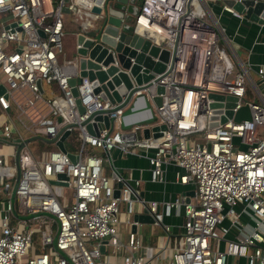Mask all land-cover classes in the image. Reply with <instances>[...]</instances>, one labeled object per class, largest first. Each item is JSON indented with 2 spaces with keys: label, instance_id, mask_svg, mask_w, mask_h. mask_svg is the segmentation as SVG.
Returning a JSON list of instances; mask_svg holds the SVG:
<instances>
[{
  "label": "built area",
  "instance_id": "2783aa9c",
  "mask_svg": "<svg viewBox=\"0 0 264 264\" xmlns=\"http://www.w3.org/2000/svg\"><path fill=\"white\" fill-rule=\"evenodd\" d=\"M259 1L264 7V0ZM104 2L0 0V142L5 146L0 192L6 194L0 202V264H102L103 239L114 250L123 248L120 264H145L137 252L140 236L130 229L121 242L117 229L119 201L125 203L128 221L130 194L139 180L130 185L114 169L105 174L103 156L92 151L96 147L107 159L113 148L139 150L151 181H164V166L171 163L174 180L191 184V195L181 192L146 203L153 223L172 210L182 213L181 233L167 264H264V93L256 86L264 88V69L256 70L260 78L255 82L237 60L240 67L231 72L223 28L207 16L204 0H139L132 26L156 35L168 59L145 82L130 77L131 85L118 101L102 99L91 80L78 75L74 58L58 62L56 53L64 13L77 22L76 33L82 32L96 16L90 7ZM221 8L242 16L229 5ZM78 45L74 41V48ZM261 49L264 54V41ZM71 76L76 77L75 95ZM246 82L253 95L249 100L243 98ZM209 92L235 96L232 110L246 103L249 119L227 118L208 127ZM142 94L152 104L155 120L150 125L163 124L156 136L149 130L143 137L140 124L118 126L126 106L131 104V113L146 110ZM154 95L158 105L151 101ZM96 114L107 117L106 127ZM64 131L61 151L55 141ZM31 138L52 147L33 153L26 146ZM116 183L120 187L113 195ZM56 185L70 188L69 197L60 194L59 199ZM31 220L36 222L26 224Z\"/></svg>",
  "mask_w": 264,
  "mask_h": 264
},
{
  "label": "water",
  "instance_id": "95a60500",
  "mask_svg": "<svg viewBox=\"0 0 264 264\" xmlns=\"http://www.w3.org/2000/svg\"><path fill=\"white\" fill-rule=\"evenodd\" d=\"M132 1L115 0L113 3L108 1L101 7L92 5L90 10L96 13L95 18L82 32L76 33L77 30L74 32V41L79 45L75 48V54L72 57L78 68V75L86 76L87 79L91 80L93 92H97L102 99L107 98L111 102L118 101L120 95L124 94L130 87V77L135 83L145 82L155 73L160 72L168 59V50L159 46V38L156 35L148 31L138 32L132 26L136 8ZM223 2L242 13V16L258 23H264V7H262L261 1L223 0ZM61 11L67 12L66 7H61ZM130 57L132 58L131 61ZM75 80V76L68 79L73 95L76 94ZM36 85L40 90L38 80H36ZM1 89L0 86V91ZM161 90V85L157 84L155 91L160 92ZM142 96L147 115L133 121H126L123 116L132 112L130 104L122 109L118 126L121 129H126L131 124H140L142 125L141 134L143 137L149 134V130L152 136H156L159 134L158 129L163 128V124L150 125L155 120L152 104L143 94ZM207 96L211 98L209 102L211 114L208 116L206 124L208 127L222 123L227 118L235 121L249 119L250 112L246 103L239 105L234 110L230 108L235 96L215 92H209ZM222 99H224L223 103L220 101ZM151 101L154 105H158L159 97L154 95L151 97ZM75 104L79 111H82L83 108L78 103L77 98ZM221 105L224 106L223 110L219 108ZM220 111L221 113L217 114ZM94 118H101L103 126H107L108 121L105 115L101 117L96 114ZM66 133V131L62 132L55 141V145L61 151H65L62 139ZM69 155L71 157V154ZM56 176L62 177V174L57 173ZM51 182L54 183L53 180ZM119 187L120 183H116L112 189L113 195H117ZM185 193L191 195L192 189L185 191ZM134 222H153L152 214L147 205L144 204L140 211L131 213V230L134 228ZM99 250L101 252V248Z\"/></svg>",
  "mask_w": 264,
  "mask_h": 264
},
{
  "label": "crops",
  "instance_id": "0c3cea01",
  "mask_svg": "<svg viewBox=\"0 0 264 264\" xmlns=\"http://www.w3.org/2000/svg\"><path fill=\"white\" fill-rule=\"evenodd\" d=\"M207 16L217 22L223 28V35L226 38V44L230 52L231 45L238 48L244 54V60L254 72L258 68L264 69V54L261 49V42L264 41V23H258L244 16L235 17L222 10V2L220 6H214L215 0H204ZM207 18V19H209ZM68 20V17H66ZM66 22V21H65ZM238 63L244 68L243 61L235 55ZM246 70V68H244ZM247 72V70H246ZM248 74V72H247ZM249 76V74H248ZM250 77V76H249ZM252 81V79L250 78ZM255 82V81H253ZM23 130H20L22 135ZM139 136V135H137ZM99 154V153H98ZM101 155V154H100ZM102 170L108 174L111 169L118 171L125 182L132 184V179H138L139 183L134 186V195H131L130 207L128 213V221H125V203L119 201L120 222L117 224L119 239L121 242L125 240L126 232L131 229V213L140 211V208L149 201L170 200L175 195L191 189L190 183H179L174 180V170L176 166L167 163L164 166V181H151L148 178V163L142 152L135 151L133 153L120 152L113 148L106 155L102 154ZM1 206V205H0ZM182 213L180 209L170 211L169 214L163 215L157 223L153 222H134L136 234L140 236L142 246L137 252H142L146 258L145 264H167L170 253L181 233ZM167 225V229L163 228ZM101 248L100 259L102 264H120V254L123 248L114 250L105 239L99 245Z\"/></svg>",
  "mask_w": 264,
  "mask_h": 264
},
{
  "label": "rangeland",
  "instance_id": "374dc122",
  "mask_svg": "<svg viewBox=\"0 0 264 264\" xmlns=\"http://www.w3.org/2000/svg\"><path fill=\"white\" fill-rule=\"evenodd\" d=\"M115 2V0H105L104 2V5L107 3V2ZM223 2V0H215L213 2L214 6H220V4ZM133 5L134 6H138L139 4V0H133L132 1ZM117 4V3H116ZM118 5V4H117ZM114 6V4H113ZM66 17H68V20H66ZM66 21V22H65ZM78 29V24L76 21H73L71 19V15L69 13H64L63 15V29H62V34L60 35V46H61V50L59 52L56 53V60L58 62H60L62 60V58H70L72 57L74 54H75V48H74V40H75V35H74V32ZM217 43L220 44L221 43V40L218 39L217 40ZM231 50L235 53V55L243 61V66L244 68H246L250 78L252 79V81H256V80H259L260 78V75L256 72H254L250 67H248L247 63L245 62L244 60V54L238 49L236 48L235 46H232L231 45ZM226 51L231 59V72L239 69V64L236 62V58H235V55H233L232 52H230V50H228L226 48ZM230 75L227 76V78H229ZM257 88L259 89L260 93L263 94L264 93V88L262 86V83H258L257 85ZM251 96L252 95V90L250 88V85L248 84V82H246L244 84V94H243V98L246 99V100H249L251 99ZM14 121H15V124L16 126L18 127L19 130H22L19 122L14 118ZM261 135L264 134V129L260 132ZM139 133L137 132V135ZM22 135L24 137H27L28 136V133L26 132H22ZM65 145L67 146L66 144V141H65ZM26 146L33 152V153H42L45 149H48V148H51L52 145L49 144V143H45V142H42L41 140L39 139H35V138H31L30 140L27 141L26 143ZM4 144L2 142H0V152H3L4 151ZM93 152L95 153H99V154H103V151L96 147V148H93L92 149ZM106 174V173H105ZM11 183V181H10ZM56 193H57V196L58 198L60 199L61 196L60 194H62L63 196L65 197H69L70 195V188L68 187H65V186H57L56 185ZM6 194L5 193H2L0 192V202L2 200H4L6 197ZM29 222H36V221H26V224H28ZM39 227H41V224L39 225ZM37 235V233H34L32 234V236H35ZM33 239V238H32ZM168 263V262H167Z\"/></svg>",
  "mask_w": 264,
  "mask_h": 264
},
{
  "label": "bare ground",
  "instance_id": "6f19581e",
  "mask_svg": "<svg viewBox=\"0 0 264 264\" xmlns=\"http://www.w3.org/2000/svg\"><path fill=\"white\" fill-rule=\"evenodd\" d=\"M136 30L138 32H142L144 31L143 30V27H140V26H136ZM147 115V110H144V111H137V112H134V113H128L126 115L123 116V118L127 121H132V120H136V119H139V118H142L144 116Z\"/></svg>",
  "mask_w": 264,
  "mask_h": 264
}]
</instances>
